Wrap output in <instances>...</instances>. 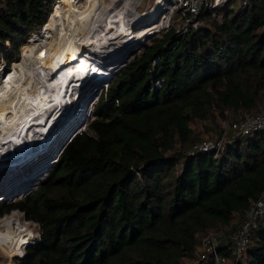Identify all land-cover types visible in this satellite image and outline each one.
I'll list each match as a JSON object with an SVG mask.
<instances>
[{"label":"trees","instance_id":"trees-1","mask_svg":"<svg viewBox=\"0 0 264 264\" xmlns=\"http://www.w3.org/2000/svg\"><path fill=\"white\" fill-rule=\"evenodd\" d=\"M54 1L0 0L6 65L21 60ZM199 17L196 29L171 25L146 41L39 184L0 206V215L20 209L39 225L16 264H216L212 251L198 254L200 234L241 214L238 226L264 192V129L190 152L200 141L192 122L264 109V0L226 8L221 19L207 8ZM246 244L235 264H264V214ZM231 247L220 241L216 251L228 261Z\"/></svg>","mask_w":264,"mask_h":264},{"label":"bare ground","instance_id":"bare-ground-1","mask_svg":"<svg viewBox=\"0 0 264 264\" xmlns=\"http://www.w3.org/2000/svg\"><path fill=\"white\" fill-rule=\"evenodd\" d=\"M79 1L62 0V2L60 1L61 5L57 3L59 6L56 5L58 8L49 21L50 23L48 22L49 24L47 23L48 25L45 27V37L31 42L24 54L23 61L12 67L15 62L13 61L4 75V82H0V170L6 167L7 163L11 164L17 161L20 154L24 155L23 157L27 160L32 155H38L44 144L53 135L63 130L64 121H67L64 131L69 130L70 126L76 125L85 115V105L93 93L100 90L101 80L108 77L107 73L102 72L104 74L91 82L90 85L67 86L62 91V86H52L54 80L46 83L45 76L48 78L49 72H53V68L58 66L57 69L61 70L59 75L61 74L63 77L72 71L79 74V71H83L91 65L94 50L96 53L102 52L107 55L116 51H126L129 44L131 48L135 49L147 35L154 29L164 26L167 21L159 17L155 19L153 13L157 10L154 11L155 8H152L148 17H144L143 12L141 14V18L144 17L150 21L140 29H135L136 23L132 25L126 19V6H121L120 0H112L108 10L104 11L103 15L101 13L98 20L96 19L95 27H91V30L88 29L84 34L88 23H90L89 20L100 11L104 0ZM127 40L129 43L126 42ZM79 50L85 51V53L78 55L77 51ZM93 71L95 75L101 73L96 69ZM59 75L56 78L60 82L62 79ZM5 82L8 83L4 85ZM71 105L72 108L77 105V111H71V114L75 113L76 116L74 115L75 117L69 120ZM60 111L63 112L60 114L61 117L57 121L55 129L44 134L49 128L50 117ZM32 134H38L41 137L35 138ZM39 142L42 143L39 144ZM26 147L29 149L23 151ZM7 150L9 152L1 154V151ZM6 156L12 158L3 160ZM2 176L3 174L0 175V180ZM20 220L19 215L13 213L8 214L0 222V248L9 255V258L16 254V243L26 240L28 236L21 228L16 232L11 231L14 230L13 226L11 227L12 223ZM6 264H12V262L7 260Z\"/></svg>","mask_w":264,"mask_h":264},{"label":"rangeland","instance_id":"rangeland-1","mask_svg":"<svg viewBox=\"0 0 264 264\" xmlns=\"http://www.w3.org/2000/svg\"><path fill=\"white\" fill-rule=\"evenodd\" d=\"M60 1L62 2V0H59L58 2L56 0L54 1L53 5H52V9H51L52 11H50L51 12V13H49L50 15L48 14L46 23L44 25H42L40 28H36L32 32H30V34L26 37L25 45H22V47H20L21 50H20L19 58L21 60H19V62L23 61L24 54L27 51V49L29 48V46L31 45V42L41 40V39H43V37H45V35H46V33H45L46 28L45 27H47V25L50 23L49 21L54 16L56 9L58 8V7H56L57 3H59L60 5L62 4ZM76 1H78V0H76ZM80 1H83V0H80ZM110 2H112V0H104V2H103L104 5H102L100 7V9H99L100 11H98L97 14L89 20L90 23H88L87 30L84 32V34L87 33L88 29L91 30V27L92 28L95 27V24H96L98 18L101 16V13L103 15L104 11L108 10V7L111 4ZM119 3L121 6H126V8L128 9V10L125 9L126 19L132 25L134 23H136L135 29H140L141 26L146 25L150 21V20L145 19L144 17H148V15H150L149 11H151L152 8H155L154 11L157 10V12L153 13L154 18L157 19L158 17L160 18L162 10L165 11V10H167V9L169 10L171 8L173 10H176V6L178 4V1L177 0H129V1L120 0ZM238 7H239V5L237 2H233L231 5L232 10H236V9H238ZM161 8H164V9L161 10ZM142 12L144 14L143 18H141ZM220 14L221 13L217 14V16L215 15V17L217 19H221ZM179 15H180V13L174 11L173 14L169 17V20H168L169 21V27L168 28H164V29H161L160 31L154 32V33H152V35H150V34L147 35V37L144 38L145 41L143 40L141 42V44L135 49L131 48L130 44H129L127 46L128 50L116 51V52H113L112 54L109 53L107 55L102 54V52L96 53V51L94 50V52H95L94 53V59L96 61H98L100 65H102L104 67L103 70L105 73H107L108 77L101 80V82L99 84L100 90L95 91L93 93V95L91 96V99L85 105V108H86L85 115L76 125L70 126L69 130L64 131V128H65L66 123H67V121L66 122L64 121L63 126H62L63 130L61 132H59L58 134L56 133L55 135H53L50 138V140L44 144L42 150L40 151V153L38 155H32L31 156L32 159H30L31 158L30 157L27 160V162L23 163L22 165H19L16 169H13L14 172H12L11 174H10V172L3 174V176L1 177V180H0V206L6 204L8 202L16 201L17 199L21 198L22 195H26V194L31 193V191L34 189V187H36V185L39 184V182L42 180V177L45 175L47 169L50 167V165L52 163L51 159H53V157L55 156L54 154H55L56 150L62 145V143L65 140V138L67 137V135L71 131H73L74 129H78V130L84 129L87 121H89L92 118V110H93L92 105H93V103L97 101L98 97L101 94V91H103L102 89H104L107 82L110 81L111 79H113L114 76L118 73V70L122 66L124 59H127V61L132 59L135 56V53L140 52L142 45L146 41H149L153 37V35L162 33L163 31L169 29L171 25L172 26L173 25L177 26L178 24L182 25L184 22V19L179 18ZM143 19L146 21H144ZM126 42L129 43L128 40ZM21 51H22V56L20 57ZM83 53H85V51H83V52L81 51L80 53H77V54H83ZM124 55H126V56H124ZM9 66L10 65H5L2 68L1 63H0V82H2V81L4 82V80H3L5 78L4 75L9 70L8 69ZM7 83L8 82H5L4 85H6ZM72 105L69 107V109H71V110H69V112H70L69 115L71 114V111H73V110L75 112L77 111V109H76L77 105L76 106L74 105L75 106L74 108H72ZM261 110H264V109H261ZM246 113H248V111L226 110L227 117L221 118V116H219V114L215 111L214 113L212 112L207 117V119H204V120L196 119L195 121L192 122V126L195 129L196 135L199 136L200 141L205 140V139H212V140H223V142H225L226 138L230 137L231 133H232L231 127H230L231 121H233L237 117H240L242 114H246ZM69 115H67V117H69ZM74 115L76 116L75 113L71 114V116L69 117V120L74 118L75 117ZM32 135L35 138L40 136L38 134H32ZM13 213H16L17 215H19V217L21 219L20 220L21 223L18 221H16L15 223H12L11 227L15 226V229L11 230L12 232H16L21 228L25 233L28 234V236L26 238V240H28V242H32L36 238L39 237V225L37 222H35V221L33 222L31 220H28L20 209H14V211H12V213L10 212V214H13ZM3 214L0 215V222L2 220H4L8 215V213H7V215L5 213H3ZM2 216H4V217H2ZM242 217H243V215L236 214L234 216L231 224H229L227 226L216 225V226L210 227L209 230L202 232L200 234V238H199L198 254L201 255V253L204 249L203 244L205 243V239L207 236L212 237L213 243L216 245L221 238L226 236L228 233H232L233 231H235L238 228L237 224L241 221ZM11 227H10V229H11ZM26 240L18 241L16 243V245H15L16 254H13L10 258H9V255L0 248V264H6L7 260H10L12 262V264H16L15 258H17L18 256L20 257L24 254V251H25L24 246L25 245L21 244V243L26 241ZM185 262H186V264H195L196 258L193 260L185 259ZM227 264H232L230 259L228 260Z\"/></svg>","mask_w":264,"mask_h":264},{"label":"built area","instance_id":"built-area-1","mask_svg":"<svg viewBox=\"0 0 264 264\" xmlns=\"http://www.w3.org/2000/svg\"><path fill=\"white\" fill-rule=\"evenodd\" d=\"M58 1V0H56ZM178 4L176 6V10L167 9L162 10L160 15V19L167 20L165 25L154 29L152 33L160 31L161 29L169 27V17L173 14L174 11L180 13L179 18L184 19L182 25H173L177 32H184L188 28L196 29L201 23L202 19L199 17V13L205 8L209 9L212 14L217 16V14L221 13V18L223 14V10L226 8H231L233 2H237L239 6L246 5L250 0H177ZM160 10V11H161ZM10 40L5 39V44L9 45ZM0 63L3 68L6 64L4 58H2V53H0ZM160 79L154 81V85L160 84ZM231 134L232 135H242L249 134L253 131L264 129V110L259 111V113L248 114L242 117L239 120L231 121ZM223 140H212L205 139L200 142L194 144L190 152L196 151H208L209 149H214L218 151L220 147L223 145ZM57 156V155H56ZM53 157L52 160L55 159ZM264 214V192L257 199L253 200L249 206L246 208L244 214V220L237 226L238 228L232 233H228L226 236L219 240L222 242L229 241L232 245L231 247V255L232 264L237 263V261L243 260V255L246 248V243L248 241V235L252 227H256L257 219L262 217ZM204 249L201 253V257H205L206 253L212 251L214 253V261L216 264H227V258L224 254L218 253L216 251V245L213 243V238L207 236L205 239Z\"/></svg>","mask_w":264,"mask_h":264},{"label":"water","instance_id":"water-1","mask_svg":"<svg viewBox=\"0 0 264 264\" xmlns=\"http://www.w3.org/2000/svg\"><path fill=\"white\" fill-rule=\"evenodd\" d=\"M127 61V59H124V61H123V64L125 63ZM122 64V65H123ZM64 110V109H63ZM62 112L63 111H60V112H58L55 116H51L50 117V123H49V128L46 130V132L44 133V134H46L49 130H50V132L51 131H53L54 129H55V127H56V125H57V121L60 119V114H62ZM77 130L78 129H74L73 131H71L68 135H67V137L65 138V140L63 141V143H62V145L56 150V152H55V154L54 155H57L61 150H62V148L66 145L65 143L72 137V135H74L76 132H77ZM78 131H80V130H78ZM45 140H46V138H45ZM44 140V141H45ZM43 141V142H44ZM40 143H42V142H39V144ZM24 146V145H23ZM22 147V146H21ZM29 149V147H26L23 151H26V150H28ZM7 152H9L8 150L7 151H1V154H6ZM24 155H19V157H18V159H17V161H15V162H13V163H7V166L6 167H4L2 170H0V175H2V174H5V173H8V172H10V174L12 173V172H14L13 171V169H16L19 165H22L23 163H25V161L27 160L25 157H23ZM10 156H6V157H4V159L3 160H6V159H10V158H12V157H10ZM8 170V171H7ZM9 174V175H10ZM8 175V176H9Z\"/></svg>","mask_w":264,"mask_h":264},{"label":"clouds","instance_id":"clouds-1","mask_svg":"<svg viewBox=\"0 0 264 264\" xmlns=\"http://www.w3.org/2000/svg\"><path fill=\"white\" fill-rule=\"evenodd\" d=\"M79 52H81L80 50L79 51H77V53H79ZM75 55V54H74ZM78 55H81V54H78ZM86 55V54H85ZM86 56H88V55H86ZM88 57H90V56H88ZM91 58V57H90ZM92 59V62H94L96 65H97V67H98V71H100L101 73V75L99 74V75H95V73L94 74H90L91 76L90 77H87V76H89V75H87L86 77H87V79L83 82V83H81L80 85H78V86H76V87H84V86H86V85H90V83L91 82H94L96 79H98L99 77H101L102 76V74H104V73H102V72H104V70H103V66L102 65H100L99 64V62L98 61H96L94 58H91ZM92 77V78H91ZM95 77V78H94ZM71 86V85H70ZM50 120V119H49ZM56 156V155H55ZM51 161H52V159H51ZM20 222V221H19ZM27 243H29L28 242V240H26V241H24L23 243H21V244H24V245H26Z\"/></svg>","mask_w":264,"mask_h":264}]
</instances>
